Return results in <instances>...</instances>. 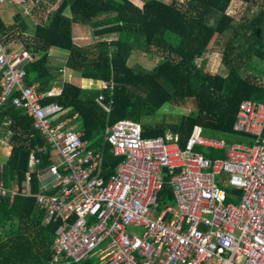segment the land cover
<instances>
[{
  "label": "trees",
  "instance_id": "obj_1",
  "mask_svg": "<svg viewBox=\"0 0 264 264\" xmlns=\"http://www.w3.org/2000/svg\"><path fill=\"white\" fill-rule=\"evenodd\" d=\"M26 1L48 6L49 10H44L50 13L48 19L35 24L34 17L17 16V25L8 26L0 18V39L6 44L17 26L22 34L29 33L32 39L23 47L35 58L25 63L26 84H37L39 92L50 90L51 49L68 51L66 66L82 78L110 84L108 89L87 90L66 82L60 96L44 104L61 105L65 111L62 119H70L68 125L79 121L75 128L82 132V140L88 149L105 153L111 174L122 160L114 157L107 137L122 120L140 123L144 138L176 135L182 148L195 126H201L206 136L228 143L253 144L252 137L236 134L233 125L240 103L264 104V0H238L257 10L255 17L242 23L228 13L234 0H150L143 6L136 5V0H61L58 5L55 0ZM109 16H114L111 21L99 22ZM76 24L90 26L95 38L92 44L76 45L72 34ZM114 34L119 37L105 38ZM224 37L227 41L221 53L226 74L204 73L196 60L216 38ZM152 49L162 51L163 56L154 69L138 71L129 63L134 51L149 53ZM100 95L106 96L107 104L113 102L111 112L99 104ZM190 99L196 104L195 111L175 122H168L165 116L158 120L165 105ZM0 133V138L9 133L11 146L9 156L0 164V185L7 191L16 186L23 189L35 150L40 164L31 172V193L38 195L39 176L52 161L49 150L38 151L46 143L33 129L32 118L8 102L0 106ZM200 151L211 159L225 157L221 150ZM173 202L172 190L165 185L160 205L165 209ZM227 202L236 201L230 196ZM61 228L60 219L45 221L44 210L34 198L18 197L10 202L9 197H0V264H97L94 257L75 261L66 253L57 254L55 242Z\"/></svg>",
  "mask_w": 264,
  "mask_h": 264
},
{
  "label": "built area",
  "instance_id": "obj_2",
  "mask_svg": "<svg viewBox=\"0 0 264 264\" xmlns=\"http://www.w3.org/2000/svg\"><path fill=\"white\" fill-rule=\"evenodd\" d=\"M34 58L26 49L8 52L0 39V106L10 102L32 118L46 143L38 151L49 150L52 165L33 196L31 172L40 161L32 151L26 186L7 191L2 184L0 197L34 198L47 223L60 219L57 254L75 261L94 257L97 264H264V104L240 103L233 125L236 134L252 137V145L229 144L195 126L182 148L178 136L144 138L140 123L122 120L107 137L122 160L111 174L105 153L88 149L82 132L62 119L63 107L43 103L53 92L26 84L25 63ZM109 86L101 81V89ZM98 102L112 111L105 95ZM201 149L221 150L225 157L207 158ZM165 185L174 202L164 209ZM231 190L239 194L229 195ZM230 196L236 202L228 203ZM130 227H142V236Z\"/></svg>",
  "mask_w": 264,
  "mask_h": 264
},
{
  "label": "rangeland",
  "instance_id": "obj_3",
  "mask_svg": "<svg viewBox=\"0 0 264 264\" xmlns=\"http://www.w3.org/2000/svg\"><path fill=\"white\" fill-rule=\"evenodd\" d=\"M17 2H11V0H0V6H2L5 10V6L14 5V11H9L7 13L8 17H5V21L9 22L10 24L17 25V20H14L15 17L21 16L24 19L28 20V18H35V24L40 23L42 19L47 20L49 17V12L45 13L44 10H47L49 7H45L42 2L41 3H27V1L20 2L22 0H16ZM17 3V4H16ZM49 10V9H48ZM256 8L248 7L247 5L241 3L238 0H234L228 9V13L232 16H234L239 23H242L244 19H250L252 17H255L257 12ZM32 21V20H31ZM34 22V21H32ZM32 38L29 36V34H22V32L19 29V26H17V29L15 28L14 32L10 34V39L8 40V43L10 45H16L18 47H22L26 42L30 41ZM227 41V38H216L211 46L210 49L205 52V54L196 60V65L203 69L204 73H211L213 75L215 74H226V70L224 68V65L222 63V53L221 49L224 48V42ZM76 42H78L76 40ZM90 43V42H88ZM79 44V43H78ZM257 48H262L258 46ZM66 52V50H62V53ZM61 53V54H62ZM166 53V52H165ZM51 54V53H50ZM163 61L162 51H157L156 49H152L149 53H143L134 51L131 55V58L129 60L130 64L138 71L143 70H151L154 69L156 66H158ZM65 67V66H64ZM66 70V67H65ZM75 75H79L78 72L73 71ZM60 71L57 70L56 74H59ZM69 72L66 70L64 71L65 80L68 79ZM77 76H74V80L76 81L79 79ZM81 80V79H80ZM93 84V82H92ZM51 85V84H50ZM47 93V92H44ZM196 110V104L194 100H188L185 103H178L174 102L172 105H165L160 111L159 116L157 117L158 120H162L163 116L166 117V120L168 122H175L178 120L179 116L188 115L189 113ZM62 120V119H60ZM79 121L73 120L70 123V126L76 127L77 123ZM72 124V125H71ZM2 129V128H1ZM3 132V131H1ZM9 133H7V136ZM1 136V133H0ZM5 137V136H4ZM8 139V137H7ZM5 141V140H3ZM6 143H8L6 141ZM5 146L6 145H2ZM95 151V150H93ZM4 156V155H3ZM57 157V156H56ZM0 160L2 158L0 157ZM223 180H226V177L223 175L221 176ZM220 177H217V181L219 183ZM220 186H224V182L219 183ZM129 231L138 236H142L144 229L142 227H130Z\"/></svg>",
  "mask_w": 264,
  "mask_h": 264
},
{
  "label": "crops",
  "instance_id": "obj_4",
  "mask_svg": "<svg viewBox=\"0 0 264 264\" xmlns=\"http://www.w3.org/2000/svg\"><path fill=\"white\" fill-rule=\"evenodd\" d=\"M146 1H150V0H136V5L143 6ZM163 1H165L166 3H170L171 0H163ZM5 7L6 8L4 10V8L2 6H0V18L2 19V21L4 22L5 25L11 26L13 24H10L9 22H6L5 21V17H8L7 13L9 11H14V5H10L8 7L5 6ZM66 15L68 17L71 16L70 13H68V12L66 13ZM113 17L114 16L101 18L99 20V22H109V21H111L113 19ZM14 20H15V18H14ZM27 34H29V33H27ZM72 34H73L74 42L78 46L90 45V44H92L95 41V38H94V35H93V30L90 28V26H85L83 24L82 25H80V24L73 25ZM117 37H119V36L117 34H114V35H111V36H107L105 38L113 40V39H116ZM76 40L78 42H76ZM88 42H90V43H88ZM6 44H7V47H8V52H10V53L11 52H13V53L14 52H20V51H22V49H24L23 46L22 47H18L16 45L15 46L14 45H10L8 42H6ZM50 51H51L50 61H51V68L53 70L52 71L53 77L51 78V82H50V84H51L50 85V90L46 91V92L47 93L48 92H53L54 95L52 97H47L46 99H44L43 103L47 102V100H49V98L51 99V98H55V97L60 96V94L62 93V88H63L64 84H66V82H71V84L79 85L83 89H87V90H100L101 81H104V80L92 79V78H82L80 76V74L78 76L75 75L74 72H73L74 70H72V69H70L69 67L66 66V60H67V57H68V54H69L68 51H67L68 53H66V52L62 53V51L58 50V49H51ZM64 66L66 67V70L69 72L68 79H66V80H65V76H64V71H66ZM57 70L60 71L59 74H56ZM74 76H77L79 79H77L75 81L74 80ZM96 81H98V82H96ZM92 82H93V84H92ZM99 82H100V85H99ZM91 84H92L93 87L90 86ZM34 85H37V84H34ZM94 86H96V87H94ZM38 88H39V86H38ZM42 93H44V92H42ZM49 103H52V102H49ZM45 104H47V103H45ZM236 119H237V115H236ZM64 120H65V118H64ZM4 136L5 137L0 138V141L4 143L3 145H6V147L0 145V157L2 158V160H0V164H3L5 162V159L9 156V153H10V150H11V146L9 144V140L7 139V137L9 138V136H7V135H4ZM167 136L175 137L176 135L174 136V135L168 134ZM217 139H219V138H217ZM3 140H5V141H3ZM219 140H225V139H219ZM6 141L8 143H6ZM229 144H234V143H229Z\"/></svg>",
  "mask_w": 264,
  "mask_h": 264
}]
</instances>
